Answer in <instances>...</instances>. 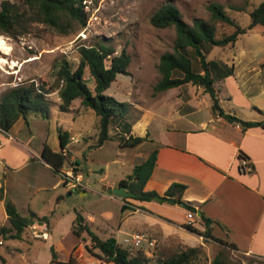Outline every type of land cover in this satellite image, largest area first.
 <instances>
[{
  "label": "crops",
  "instance_id": "0c3cea01",
  "mask_svg": "<svg viewBox=\"0 0 264 264\" xmlns=\"http://www.w3.org/2000/svg\"><path fill=\"white\" fill-rule=\"evenodd\" d=\"M219 50L222 55L218 60L233 68L231 76L216 83L222 108L243 121L264 122V27L249 30L239 36L234 45ZM122 102L129 105L128 112L111 120L110 139L100 147L108 142H118V158L110 163H120L123 169L133 173L135 166L157 151L156 166L144 191L156 192L163 198L173 185H183L186 187L183 200L192 203L198 212L190 222L187 217L189 210L180 205L158 201L157 197L148 202L131 199L129 204L137 207L136 210H126L117 224L112 221L110 211L102 212L103 228L113 231L108 236L114 235L119 242L120 234L126 237L143 232L163 242L178 239L191 247L208 250L222 247L213 239L205 243L207 238L186 228L191 224L200 232L206 231L204 216L213 221L211 233L215 239L235 245V251L241 255L264 258V127L244 130L240 124L214 115L210 95L202 87L191 84L159 93L154 99L141 101L132 96ZM60 103L58 98L52 105L49 119L30 116L28 121L18 120L9 132L0 129V142L3 143L0 150V190L4 192V199L0 200V228L10 226L6 199L16 205L23 217L35 213L48 218L51 223L44 207L41 208L30 196L31 193L56 191L45 202L48 207H56L62 198L60 188L63 186L69 190L62 178L55 179L50 186L53 180L50 174L52 178L55 175L59 177L71 164H75L85 181L81 162L69 150L71 144L76 145L80 140L62 123L63 116L75 121L77 115L75 112H61ZM45 122L49 124V132L45 130ZM60 130L70 136L66 147L69 161L57 174L42 156L45 145L54 153L61 152ZM56 136L59 138L57 144L51 142V137L55 140ZM137 137L146 138V141L130 148L131 151L121 146L123 140ZM89 147L76 148L83 151ZM241 158L250 161L251 173L240 171ZM106 165L108 169L109 163ZM107 169L103 170L101 182L105 190L111 191V198H119L113 195V190L121 187V181L131 174L122 173L111 179ZM87 190L84 185L77 194L86 195ZM28 195L29 198L23 199ZM119 202L122 208L125 202L122 198ZM131 218L136 219L123 231L122 225ZM89 223L98 229L95 223Z\"/></svg>",
  "mask_w": 264,
  "mask_h": 264
},
{
  "label": "trees",
  "instance_id": "16d2710c",
  "mask_svg": "<svg viewBox=\"0 0 264 264\" xmlns=\"http://www.w3.org/2000/svg\"><path fill=\"white\" fill-rule=\"evenodd\" d=\"M232 11L245 12V8L232 6ZM211 18L209 20L195 19L193 24L187 23L180 10L172 3L163 5L151 18V23L159 29L175 27L177 36L173 52L162 55L158 72L161 80L155 86V93H163L168 90L185 85L202 87L212 100L214 115L226 119L230 123L240 124L247 130L252 127L263 126L264 122H246L235 115L224 111L220 103L219 90L216 83L233 74V68L222 61H209V55L213 48H225L234 45L239 36L248 33L257 26L264 27V2L249 12L251 23L243 28L224 8V6L212 3L209 5ZM87 23L82 0H4L0 4V35H6L16 39L30 32L34 24H44L56 32L67 35L75 25L84 29ZM226 24L234 28L231 34L219 35V25ZM79 61L73 65L67 60L60 62L54 86L46 89L44 86H36L34 82L20 83L8 89L0 96V129L9 132L21 118L28 121L30 116H38L49 119L52 103L48 95L58 91L59 109L64 113L74 112V102L80 100V106L86 111H92L99 118V138L92 149L100 148L109 137L111 120L127 110V103L119 102L106 92L116 82L118 75L130 76L129 67L131 56L123 50L118 54L112 47L106 44L81 46L79 48ZM92 83V85H90ZM61 152L54 153L48 145H45L43 159L51 164L55 173L59 174L62 167L69 161L66 147L70 142V136L59 131ZM146 141V138H131L123 140V148H135ZM157 151L153 152L146 160L135 166L132 175L121 181L120 186H126L136 194L132 198L141 202H148L159 197L156 192H145L144 187L151 178L157 162ZM77 164V163H76ZM75 172H78L75 170ZM186 187L173 185L164 195L163 202L180 205L193 213L198 210L192 203L183 200ZM4 199L3 189L0 190V200ZM61 199V198H60ZM6 212L10 227L0 228V237L10 235L12 239H22L27 228L40 220L47 222L46 217H39L31 213L29 217H23L16 205L10 200L5 201ZM137 207L129 204L123 205L122 212L135 211ZM206 231L200 232L191 224L186 228L197 235L207 239H213L221 244V251L212 264H227L226 252L236 250L235 245L215 239L212 236L213 221L202 216ZM78 214L73 228V233L81 238L87 233L93 244V248L100 252L99 258L114 264H150L153 260L143 247L134 248L118 242L114 235L101 238L92 230L90 223ZM177 244L164 246L158 249L156 259L159 264H199L203 258L202 247L185 245L178 239H170ZM135 250V251H131ZM53 258L50 264H62L57 262V254L52 248ZM92 252V251H91ZM252 264H264V258ZM67 264H75V259L70 258Z\"/></svg>",
  "mask_w": 264,
  "mask_h": 264
},
{
  "label": "rangeland",
  "instance_id": "374dc122",
  "mask_svg": "<svg viewBox=\"0 0 264 264\" xmlns=\"http://www.w3.org/2000/svg\"><path fill=\"white\" fill-rule=\"evenodd\" d=\"M3 1L0 0V4ZM263 2L264 0H82L87 18L84 29H79L75 25L67 35H63L47 25L34 24L29 33L16 39L0 35L5 37L10 48L9 50L0 49V96L20 83L34 82L36 86H44L46 89L54 86L58 72L57 66L61 61L65 59L76 65L79 61L81 46L103 43L112 47L118 54L125 50L132 58L129 67L130 76L118 75L116 82L106 94L119 102L128 100V97L132 96L141 101L154 99L159 95L155 93V86L161 80L158 72L160 59L163 54L173 52L177 36L175 27L159 29L151 23L152 16L163 5L174 4L182 13L184 20L193 24L195 19L209 20L211 18L209 5L217 3L224 6L242 27H246L251 22L249 12ZM232 6L246 10L235 12L231 10ZM233 32V27L226 24L219 25L220 36ZM219 49L215 48V51L209 55V60L219 61L218 58L222 55ZM1 59L7 62H2ZM47 97L53 105L59 98L58 91ZM74 105L76 120L72 121L71 118L63 116L62 123L76 136V139L80 140L76 142V145L71 144L69 150L82 164L84 185L88 188L86 195L79 196L77 190L72 191V195L69 196V191L62 186L61 201L53 208L48 207L46 203L56 191H44L35 195L31 193V200L38 202L41 208L44 207V212L50 216L51 223L48 218L46 223L49 231L51 224V237L47 241L36 238L31 227L25 230L22 239H12L10 235L0 237L4 241V245L0 246V264H50L53 258L52 248L56 251L58 263L67 264L73 257L75 264H109L98 257L100 252L93 248L88 234L85 233L79 238L74 235L73 228L78 214H81L86 219L85 223L96 224L98 229L91 226L93 231L101 238H107L113 231L103 228L102 212L110 211L113 215L112 221L116 224L122 220L125 212H122L119 198H111V191L104 189L101 182L104 176L103 170L107 169L106 164L109 163L107 171L111 179L117 178L122 173L127 176L132 173L123 169L120 163H110L114 158H118V142H108L103 148L92 149L100 134L99 118L94 112L84 110L80 106V100H77ZM122 112L124 114L128 111L122 109ZM47 123L44 124L46 132L49 125ZM54 141L57 144L59 138L56 136L54 140L51 137V142ZM85 145H90L89 150L82 151L76 148ZM127 151H131L130 148ZM119 158L121 160V157ZM77 169L76 173L79 174L81 170ZM51 175L49 177L53 180L50 186L54 184L55 179L62 178L61 175L58 177L54 174V178ZM26 198H29V195L23 199ZM131 199H123L124 205H129ZM136 218H131L124 223L122 230L126 231ZM41 222L37 220L34 225L39 226L38 223ZM37 228L41 229V227ZM148 237L157 240L155 247H143L145 253L153 258L152 264H159L155 258L159 248L177 244L176 241L163 242L157 237ZM118 238L121 243L124 235L120 234ZM205 243L210 242L205 239ZM202 249L203 258L199 264H212L222 248L219 246L211 250ZM226 257L227 264H252L259 261L257 257L241 255L235 250H228Z\"/></svg>",
  "mask_w": 264,
  "mask_h": 264
},
{
  "label": "built area",
  "instance_id": "2783aa9c",
  "mask_svg": "<svg viewBox=\"0 0 264 264\" xmlns=\"http://www.w3.org/2000/svg\"><path fill=\"white\" fill-rule=\"evenodd\" d=\"M74 140L75 139H72V141ZM2 147H3V143L0 142V150L2 149ZM76 168L77 167L75 164H71L67 171L61 173L64 186L70 192L84 188L83 177L75 172ZM240 171L242 173H251L253 171L250 161L248 159L246 158L240 159ZM187 217L190 222H193L195 219V213L189 211ZM33 225H31L30 227L33 229V233L36 238H40L45 241L49 240L50 231L47 224L38 223L39 226H36V224L34 226ZM37 227H41V229H38ZM121 244L125 246H131L134 248H140L142 246L155 247L157 244V240L151 239L146 234L133 233V234H128L126 237H124ZM3 245H4V241L0 238V246Z\"/></svg>",
  "mask_w": 264,
  "mask_h": 264
},
{
  "label": "water",
  "instance_id": "95a60500",
  "mask_svg": "<svg viewBox=\"0 0 264 264\" xmlns=\"http://www.w3.org/2000/svg\"><path fill=\"white\" fill-rule=\"evenodd\" d=\"M72 195V192L69 193V196ZM113 195L115 197H119L122 199H128V198H135L136 194L134 192L129 191V189L126 186H121L119 188H116L113 190ZM158 201H162V197L156 198ZM198 216H201V213H198Z\"/></svg>",
  "mask_w": 264,
  "mask_h": 264
},
{
  "label": "bare ground",
  "instance_id": "6f19581e",
  "mask_svg": "<svg viewBox=\"0 0 264 264\" xmlns=\"http://www.w3.org/2000/svg\"><path fill=\"white\" fill-rule=\"evenodd\" d=\"M0 49L2 50H9L10 48L8 47V44L6 42L5 37H0ZM6 54V53H5ZM2 62H7L5 59H1ZM1 62V63H2Z\"/></svg>",
  "mask_w": 264,
  "mask_h": 264
}]
</instances>
